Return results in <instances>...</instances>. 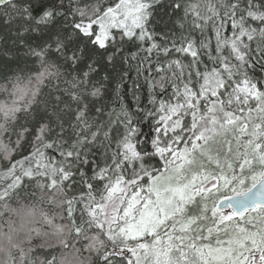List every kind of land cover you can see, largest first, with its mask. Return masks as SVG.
<instances>
[{
    "label": "snow or ice",
    "instance_id": "6c2138e0",
    "mask_svg": "<svg viewBox=\"0 0 264 264\" xmlns=\"http://www.w3.org/2000/svg\"><path fill=\"white\" fill-rule=\"evenodd\" d=\"M0 264H264V0H0Z\"/></svg>",
    "mask_w": 264,
    "mask_h": 264
}]
</instances>
